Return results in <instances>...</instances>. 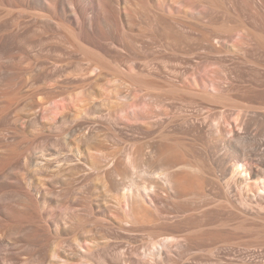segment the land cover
<instances>
[{
  "label": "rangeland",
  "instance_id": "1",
  "mask_svg": "<svg viewBox=\"0 0 264 264\" xmlns=\"http://www.w3.org/2000/svg\"><path fill=\"white\" fill-rule=\"evenodd\" d=\"M261 132L264 0H0V264H264Z\"/></svg>",
  "mask_w": 264,
  "mask_h": 264
},
{
  "label": "bare ground",
  "instance_id": "2",
  "mask_svg": "<svg viewBox=\"0 0 264 264\" xmlns=\"http://www.w3.org/2000/svg\"><path fill=\"white\" fill-rule=\"evenodd\" d=\"M264 138V132L260 133V134H257L255 137H252V136H245V137H241V136H237L236 137V141L237 142H240V143H243L245 140H248V141H252L253 142H259L260 139ZM245 157V156H244ZM246 165V164H245ZM245 165H241L240 162H238L237 164H234L233 167H234V171H240L241 169L245 168L244 166ZM264 188V186H262ZM262 188V189H263ZM264 191V190H263ZM262 191V192H263Z\"/></svg>",
  "mask_w": 264,
  "mask_h": 264
}]
</instances>
